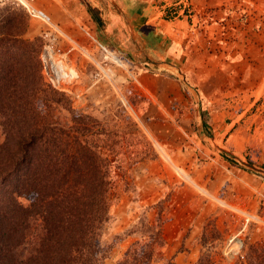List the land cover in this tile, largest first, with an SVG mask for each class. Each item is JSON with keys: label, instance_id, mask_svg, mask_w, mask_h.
<instances>
[{"label": "rangeland", "instance_id": "374dc122", "mask_svg": "<svg viewBox=\"0 0 264 264\" xmlns=\"http://www.w3.org/2000/svg\"><path fill=\"white\" fill-rule=\"evenodd\" d=\"M28 1L45 10L95 58L93 61L61 39L60 46L79 77L69 91L54 88L45 78L41 59L47 25L32 17L21 0H0V10L14 5L19 13L27 15L29 26L22 37L37 39L39 44L50 98L39 108L44 114L42 122L49 124L44 139L50 146L43 147L47 141L39 136L34 152L91 157L110 182L108 217L103 222L91 219V230L84 241L89 245L87 261L77 258L71 264H167L171 260L181 264L165 258L162 252L167 241L163 227L173 209H177L173 218L177 217L181 226L188 225L193 208L203 213L194 221L200 225L194 264H250L251 256L256 260L254 247L264 242V224L250 220L246 226L244 216L216 198L264 218V149L255 147L252 137L255 127L264 126V0ZM86 3L98 10L101 24L94 20ZM138 11L147 12L146 19L159 17L170 24L174 19L185 21L184 26L172 25L176 28L174 35L164 40L166 47L177 51L167 59L166 67L148 69L137 64L142 50L148 49L143 44L148 45L149 36L154 34L149 25L140 28L144 17L135 19ZM7 14L5 10L1 17ZM99 43L113 52L118 62ZM202 74L203 86L211 96L197 90L202 84L193 76ZM170 94L173 97L167 96ZM218 110L226 114L221 119L222 128L221 121L209 119ZM240 112L243 114L230 125ZM201 116L213 125L203 126ZM233 130L242 141L245 132L251 140L241 150L244 157L227 152L223 145ZM206 131L211 139L202 134ZM219 131L224 132L215 139ZM14 133L16 138L15 128L5 123L0 111V142L8 137L6 143L11 150L16 148L17 139L11 141ZM64 165L71 167L69 160ZM232 169L248 176L240 179L232 175ZM215 170L226 181L217 193L209 188L207 178ZM13 186V182L5 186L0 181V211L12 214L9 222L17 227L23 219L22 205L31 207V199L16 196ZM47 206L53 209L52 215L61 216L54 203ZM49 219L51 228L69 227L70 236L82 246L80 226L59 221L56 215ZM43 223L37 214L29 218L28 228L21 225L25 237L20 242L15 240L8 264H23L19 259L25 262L36 256ZM239 231L246 243V258L230 261L223 256L222 247L228 235ZM185 232L189 234L190 227ZM129 234L135 237L134 243L116 258L118 243ZM5 238L13 241L12 234L2 232L0 241ZM54 261L48 259L45 264ZM38 263L37 258L27 264Z\"/></svg>", "mask_w": 264, "mask_h": 264}, {"label": "trees", "instance_id": "16d2710c", "mask_svg": "<svg viewBox=\"0 0 264 264\" xmlns=\"http://www.w3.org/2000/svg\"><path fill=\"white\" fill-rule=\"evenodd\" d=\"M87 8L94 20L101 24L103 19L98 10L90 4H87ZM5 10L8 14L1 17ZM18 11L14 5L0 10V111L5 123L15 128L16 138L14 133L11 141L17 139L16 148L12 150L6 143L8 137L0 142V181L5 186L7 182H13L16 196H29L31 199V207L22 205L24 213L23 219H19L21 225H29V218L40 214L44 221L43 227L47 229L45 233V229L42 231L44 235L41 233L36 256L25 262L19 259V262L27 264L37 258L38 264H45L48 259L57 260L51 264H71L77 258L87 261L89 245L84 241L91 230V219L103 222L108 217L110 182L92 163L91 157L86 156L84 159L78 153L68 156L34 152L41 139L47 141L43 147L50 146V141L44 139L49 124L42 122L44 114L42 108H39L41 103L45 105L50 98L42 73L38 41L22 37L29 26V20L25 13ZM65 160H69L71 167H64ZM51 203L61 213V216L55 214L59 221L80 226V232L83 233L81 238L84 239L82 246H77V242L70 236L67 231L69 227L51 228L49 218L55 217L52 215L53 209L47 206ZM11 216L8 212L0 211V234L10 233L13 238V241L8 238L0 241V264H8L14 244L25 237L21 225L16 227L10 224L8 217ZM52 229L56 231L53 233ZM72 251L79 252V255ZM254 252L256 260L252 261L251 256L249 263L264 264V242L258 243ZM167 264L176 263L171 260Z\"/></svg>", "mask_w": 264, "mask_h": 264}, {"label": "crops", "instance_id": "0c3cea01", "mask_svg": "<svg viewBox=\"0 0 264 264\" xmlns=\"http://www.w3.org/2000/svg\"><path fill=\"white\" fill-rule=\"evenodd\" d=\"M149 8V7H148ZM201 10H203V8H201ZM146 11V8H145ZM141 12L140 11L137 12V15L134 16L135 19H139V17H146V13L147 12ZM143 18V20L141 19V24H140V28L145 26V25H149V28H151V34L153 36H149V40H151L149 43L143 44V47L145 49L146 46H148V49L142 50L144 52V54L141 56V60L137 62V64H139L140 66H142L143 68H148L151 69L154 66L159 67H166L168 62L167 59L170 57H173V55H177V51H171V49H169L168 47H166V45L164 44V40L167 39V35H171L175 33L176 28L172 29V25H176V26H184L185 25V21L183 19H174V21L172 22V24H170L169 21L163 19V18H159L157 17L156 19L154 17L151 18ZM138 26V25H137ZM157 40V41H156ZM156 41L157 43L154 44L153 42ZM148 56V59L145 58V56ZM193 76V75H192ZM204 75H194V79L202 84V87L199 88L200 92L205 94V95H209L211 96V93H209L207 90H205L203 84V77ZM164 96H166V94H162ZM168 97L171 96L167 95ZM159 97H161V95L159 94ZM163 97V96H162ZM173 97V95L171 96ZM229 112L227 111V114ZM243 113H236V117L233 119L232 122H230V125L233 124L234 120H236L238 117H240ZM257 113L253 114L252 116H256ZM224 115L225 112L218 110L215 113V116H211L209 119H214V121L218 122L221 121V119L223 117H225ZM196 117V116H195ZM198 119V117H197ZM201 119L203 121V116H201ZM211 122V123H209ZM206 121L204 120L201 124H203V126H205L206 128H210L209 126L212 124V121ZM213 125V124H212ZM221 128L222 126V121L220 123ZM217 129V128H216ZM218 130V129H217ZM259 130V131H257ZM212 131V129H211ZM207 133H202L203 135L207 136L208 139H211L208 131H206ZM213 132V131H212ZM224 132V131H223ZM223 132L219 131V133H215L214 138L217 139L218 137H220V135L223 134ZM254 132L255 135H252L253 138V144H255V147H263L264 149V126L260 125L259 127H255L254 128ZM220 134V135H219ZM248 133L245 132V134H243V141L242 138H239L238 136V132L237 130H233L231 131V133L228 134L227 138L225 136L226 139H224L223 141V145L228 149L225 150L231 151L232 153H237L243 155V148H244V144L248 145L250 143L251 140H249L247 138ZM257 137H259L260 140H257ZM249 141V142H246ZM247 143V144H246ZM223 151V150H222ZM176 154V151H173V155ZM244 157V155H243ZM241 161V160H240ZM243 162V160L241 161ZM240 170V169H239ZM232 175L239 177L240 179H246V177L248 176L247 173H242L241 171L238 170H230ZM221 174L218 170H215L214 172H211V176L207 177L209 178V188L214 192L217 193V191L219 192V189H222L224 187V184L226 183V181L223 178V175H219ZM229 185V183H228ZM256 202V200H255ZM189 205V202H187L186 206ZM251 205V203H250ZM252 206L254 208H256V204H252ZM192 207V205H191ZM177 209H173L171 210V212L169 213V220L167 221V223L165 224V226L163 227V233L167 239L165 245H163L162 247V252L165 255V258H171V259H175V261H177L178 263L181 264H194L197 256H198V250H196L194 247L196 246V243L198 242V238L200 236V225L198 223L194 224V221L202 216V211H200L199 208L197 209H191L194 210L193 212V218L191 217V220L188 222V225L183 224L181 226V224L179 223V219L177 217H174L176 213ZM176 218V219H175ZM190 227V233L187 234V232H185L186 229H188ZM184 228V229H183ZM135 241V237H133L131 234H129L128 236L124 237L121 239V241L118 243V249L116 252L117 256L116 258L121 257L122 255H124L128 248L131 246V244H133ZM107 261V260H106ZM111 263H113L111 261ZM108 264H110L108 262Z\"/></svg>", "mask_w": 264, "mask_h": 264}, {"label": "built area", "instance_id": "2783aa9c", "mask_svg": "<svg viewBox=\"0 0 264 264\" xmlns=\"http://www.w3.org/2000/svg\"><path fill=\"white\" fill-rule=\"evenodd\" d=\"M21 2L32 17L40 19L45 23V25H47L43 33L45 44L41 53L43 72L46 80L56 89L69 91L71 85L77 81L79 73L73 64H71L68 60L69 58L67 57V52H65L60 46V40H66L71 44L72 48L80 51L81 53H83L81 48L84 47L72 36H70L58 23L54 22L45 10L37 8L28 0H21ZM99 45L104 51L109 52L103 44L99 43ZM92 60L94 61V59ZM99 69L101 71L106 70L105 67H103V70L101 67ZM216 199L221 205L229 206L230 209L244 216L247 220L246 226L250 220L256 223L264 224V218L252 215L245 210L227 204L223 198ZM242 231L228 235L224 241L222 254L230 261H242L246 258V243L244 237L242 236Z\"/></svg>", "mask_w": 264, "mask_h": 264}, {"label": "bare ground", "instance_id": "6f19581e", "mask_svg": "<svg viewBox=\"0 0 264 264\" xmlns=\"http://www.w3.org/2000/svg\"><path fill=\"white\" fill-rule=\"evenodd\" d=\"M81 49L83 50V53L85 52L86 54H88V56H90L92 59L95 60V58L92 56V54H90L85 48H81ZM108 54H109L111 57H114V59L117 61V59H116L117 56H115V55L113 54V52L109 51ZM95 62H96V63L102 68V70H103V67L99 64V62H98V61H95ZM117 62H118V61H117ZM119 63H122V61L119 62ZM108 75H109V74H108ZM109 77H110V75H109Z\"/></svg>", "mask_w": 264, "mask_h": 264}]
</instances>
